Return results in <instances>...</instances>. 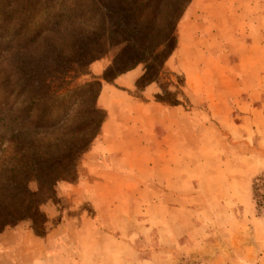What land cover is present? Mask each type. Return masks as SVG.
I'll return each mask as SVG.
<instances>
[{
  "label": "rangeland",
  "instance_id": "rangeland-1",
  "mask_svg": "<svg viewBox=\"0 0 264 264\" xmlns=\"http://www.w3.org/2000/svg\"><path fill=\"white\" fill-rule=\"evenodd\" d=\"M218 1L0 0V264H25V231L42 236L58 224L74 210L68 198L81 197L79 211L91 214L87 184L111 177L88 165H108L111 146L129 148L125 166L147 168L137 174L143 185L120 191L127 237L143 234L133 264H264V75L252 78L259 123H239L218 140L192 138L190 170L174 172L183 178L171 183L173 195L156 197L145 182L150 154L139 149L142 103L206 106L183 91L179 27L199 20L198 5ZM232 4L237 13L252 0ZM229 39L219 43L226 61ZM257 68L264 73V61ZM147 106L151 122L156 109Z\"/></svg>",
  "mask_w": 264,
  "mask_h": 264
},
{
  "label": "crops",
  "instance_id": "crops-1",
  "mask_svg": "<svg viewBox=\"0 0 264 264\" xmlns=\"http://www.w3.org/2000/svg\"><path fill=\"white\" fill-rule=\"evenodd\" d=\"M238 1L241 0H219L213 4L198 5L199 20L185 19L179 27L182 43L177 51V62L186 83L183 91L188 99L193 95L198 100L194 105L205 101L206 106L203 109L183 104L161 107L149 102L140 106V115L136 120L139 122V149L148 151L152 161L150 166L146 165L149 178L146 177L145 182L157 190V198L158 190L160 193L165 190L164 193L168 195L174 194L171 183L177 177L183 178V175L175 176V171L189 172L190 152L187 151L192 138L196 140L201 135L200 140H218L220 136H233L239 123H259L255 121L260 118L256 112L258 107L254 105L252 78L255 74L264 75L263 71L257 72V66L264 61V0H252L249 7L232 12V3ZM232 13H236V16ZM222 37L230 38L228 51L233 53L232 61H226L221 56L219 43ZM242 43L246 44L247 50L238 48ZM213 44L217 47L213 48ZM172 63L173 57L166 61L169 67ZM195 80L200 83L198 86ZM147 105L156 109L151 122L145 116ZM261 119L264 124V117ZM154 127L160 128V138L153 131ZM207 134L209 137H206ZM150 141L156 145L147 146ZM109 151L108 165H88L92 173L103 172L111 177L108 181L95 178L91 184H87L92 195L84 203L91 205V214L85 215L79 211L78 205L83 203L81 197L68 198L74 210L68 215H60L58 224L46 226L42 236L30 235L25 231V264H133L132 258L139 254L135 246L143 234L135 231L132 238L127 237L122 227V221L126 219L121 211L124 194L120 191H125L130 184H133L131 187H136L138 182L143 185L137 174L147 168H142V163V170L134 164L127 163L125 166L130 157L126 153L130 152L127 146H111ZM178 152L181 154L178 155ZM160 153L168 159L176 156L177 165L173 164V160L167 163L160 161ZM225 155L232 157L231 153ZM134 156L140 158L143 154ZM106 187L115 190V193L100 196L98 190ZM55 215L51 214L50 217ZM102 222L107 225H102ZM142 261L136 264H155L157 259L148 257Z\"/></svg>",
  "mask_w": 264,
  "mask_h": 264
}]
</instances>
